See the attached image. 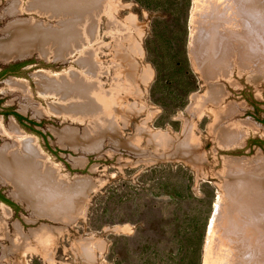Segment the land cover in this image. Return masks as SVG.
Returning a JSON list of instances; mask_svg holds the SVG:
<instances>
[{"label": "rangeland", "instance_id": "rangeland-1", "mask_svg": "<svg viewBox=\"0 0 264 264\" xmlns=\"http://www.w3.org/2000/svg\"><path fill=\"white\" fill-rule=\"evenodd\" d=\"M93 1L101 12L85 48L98 76L91 96L99 107L86 116L102 113L103 130L81 117L50 111L56 98L42 97L38 88L39 72L82 71L80 55L46 59L35 52L0 59V68L28 64L0 78V99L21 116L42 122L36 129L43 134L12 116L0 119L6 132L16 124L30 137L29 149L44 156L51 172L46 168L38 176H47L49 184L37 190L44 197L42 209L57 216L37 213L0 174V188L17 206L10 210L0 203V264H264V78L252 80L239 67L226 75L218 74L219 68L208 70L210 62L200 57L205 41L197 35L200 0ZM16 2L25 7L28 0H0V40H7L4 30L17 22L59 25L37 13L9 14ZM235 4L237 28L227 17L222 23L234 33L224 40L225 52L240 55L251 41L264 70V0ZM246 19L255 27L252 38L240 28ZM15 80L28 84L29 96L9 88ZM213 90L218 94L210 102ZM24 142L0 133V149L20 150ZM233 166L245 174L232 177ZM234 180L244 195L235 196ZM60 181L58 191L51 190ZM80 183L88 187L80 189ZM220 199L224 205L214 225ZM70 201L82 202L76 215L63 204ZM46 237L44 249L34 238L43 245ZM88 244L94 262L84 254ZM24 245L28 250L19 253Z\"/></svg>", "mask_w": 264, "mask_h": 264}, {"label": "bare ground", "instance_id": "bare-ground-1", "mask_svg": "<svg viewBox=\"0 0 264 264\" xmlns=\"http://www.w3.org/2000/svg\"><path fill=\"white\" fill-rule=\"evenodd\" d=\"M221 1V4L220 2H216L214 5H209L206 0L199 1L203 8H201L199 13H197L198 18L196 20V23L201 28L199 31L197 30V35L204 39V44L206 45V47H203L204 49H206V52H204L205 55H203V50L202 54H200L202 55L200 57H203L201 58V60L203 59L204 61L207 60L210 62V68H208V70H215L219 68L218 74L226 75L229 71H232L233 68L239 67L243 69L241 71L248 72V74L253 77H251L252 80H261V78H264V70L262 68H259V63L260 59L263 58L257 59L259 60V63L256 62L257 60L255 56L258 57L259 55H257L258 52H253L254 43L252 44L250 41L249 45V42H247L246 38L240 36L239 39L244 38L246 40V51L242 52L240 49V55L238 54L239 51L237 50L233 51V53H229L227 51V53L225 52V48L227 46L225 48L223 47L225 45L223 44L224 40L226 43V40H228L227 38L231 35H234V33L227 30L222 23L227 17L226 20H228L229 23L235 25L234 28H237L235 22L233 21V19H235V15L232 14L236 7L235 3H237V0ZM246 1L248 2L249 0ZM98 6L100 5L93 0H28V3L25 7H23L21 3H14L8 8V10H6L9 14H20L22 12L37 13L42 17H47L48 19H56L57 21L59 20V25L50 26L42 21H21L14 23L4 30L8 37L7 40H0V58L5 60L16 58L18 59L35 52H38L42 57L46 59H49L50 56H54L55 59H64L68 57L70 58L73 55L76 58L77 54L80 55L79 62L83 67L82 71H70L65 74L52 76H45L43 73L39 72L38 74H36L38 88L42 97L44 96L46 98L49 96H54L56 98L57 103L50 105V111L58 110V113L66 114V117L67 115H70L74 118L77 117V119L81 117L82 122L86 121L87 123V121H89V125H94L95 128L99 127V130H103V125L106 123V120H104V115H102V113L94 114L93 117L91 115L86 116L87 113L90 112V110H97V108L99 107L96 99L91 96L93 92L91 87L92 85L95 86L98 84V82L96 81V78H98V76L96 77V71H94V69L91 67L92 63L90 59H88V53L86 50L87 48H85L87 43L91 41V24L92 22H96V16H98L101 12ZM241 6L243 5H240V8ZM92 8H94V11L92 10ZM244 10L245 9H243V11ZM230 16L233 18L231 19ZM235 20H237V18ZM236 22L238 23L239 21ZM243 22L244 23L240 25V28L243 30V32H246L248 36L252 38V36L249 35V32L251 33V31H253L255 27L252 26L251 22L247 21V19ZM237 25H239V23ZM232 46L234 45L232 44ZM234 49L235 46L233 50ZM227 56L228 59L226 58ZM255 65L256 67H254ZM221 66L223 67V69H220ZM204 71L206 72L207 70L204 69ZM9 88L11 90L21 92L24 96H29L28 84L23 81H11L9 83ZM213 91L210 92L211 98H208L210 102H213L217 97L216 95L218 94L217 92ZM39 112L41 113L42 110H39ZM11 130L12 131L10 132H6L3 127V122L2 120H0V132L6 134L8 137L15 136L16 138L18 137L20 139H24V150L21 147H18V149L20 150L9 149L8 147L0 149V174H2L7 182L9 181L15 188V193L17 194V196L25 199V201H27L29 204H32L37 213H46L49 216L51 215L52 217H57L55 216V213H53V211H50V209H42L44 203H42L40 199H44V197H40L39 191L37 190L40 186L49 184L46 182L48 180L46 178L47 176L39 177L38 174L46 171L51 172V169L49 167L47 168V166L43 163L45 162L44 156L39 152L37 148L29 149L28 144L30 143V137L21 133L18 126L14 123L11 125ZM217 131L224 132L220 129ZM85 135L86 140L90 139L91 135L89 133ZM231 139H233V136L231 137ZM46 168L47 170L45 171ZM239 168L234 166L231 167L230 175L235 178L238 176H243L245 173ZM61 183L62 181L56 182L54 184V186L56 187L51 186V190L58 191V185L60 187ZM86 186L87 185L84 183L79 184V188L83 187V189H86ZM231 189L235 196H242L245 194L243 191V185L241 183L239 184L238 180L233 181ZM63 204L65 205V208L68 212L76 215V213L79 212L77 207L81 205L82 202L70 201ZM222 205L224 204L220 199L217 205L216 215L213 219L214 225H216L217 223L218 215L222 208ZM254 205L252 204L253 207ZM252 219H254V217ZM234 230H232V232ZM230 232L231 231H229V233ZM251 234L253 235V233ZM49 237H46L43 241L44 249H46V246L44 244L45 242H49ZM34 239L35 241H37V245L40 246V240H38L37 238ZM32 241L33 240H27L26 244L28 245L29 242V245H31L33 243ZM254 247L256 248V246Z\"/></svg>", "mask_w": 264, "mask_h": 264}, {"label": "flooded vegetation", "instance_id": "flooded-vegetation-1", "mask_svg": "<svg viewBox=\"0 0 264 264\" xmlns=\"http://www.w3.org/2000/svg\"><path fill=\"white\" fill-rule=\"evenodd\" d=\"M1 60L8 61L5 59H1ZM26 66H28V64L26 62H23V63H13V64H10L6 67H1L0 68V78L4 77V76H8V75H16L20 70L24 69ZM0 110L2 111L0 113V115H3L6 118L12 116L13 119L15 121H17L21 126L30 130L34 134H37L40 136L43 134V133L37 131V129H36L38 127H41V125H43L42 122H40V121L35 122L34 120H32L30 118H25V117L21 116L16 110L7 108L4 105L3 99H0ZM1 134H3V133H1ZM3 135L7 136L6 134H3ZM0 203L7 206V208H9L10 210H12L13 208H17L16 203L12 199H10L1 188H0ZM12 203L14 205H12Z\"/></svg>", "mask_w": 264, "mask_h": 264}, {"label": "crops", "instance_id": "crops-1", "mask_svg": "<svg viewBox=\"0 0 264 264\" xmlns=\"http://www.w3.org/2000/svg\"><path fill=\"white\" fill-rule=\"evenodd\" d=\"M147 71V70H146ZM147 73H149V78L151 77V72H150V70L149 71H147ZM43 241V240H42ZM21 242V241H20ZM22 242H23V240H22ZM40 242H41V240H40ZM41 244V246H43L42 245V242L40 243ZM36 245V244H35ZM90 245L91 244H88V245H86V247H84V254H85V256H86V258L87 259H89L91 262H94L95 261V255H94V250H93V247H90ZM44 247V246H43ZM98 247H100L99 245H98ZM13 250H15V249H13ZM13 250L11 251V252H13ZM26 250H28L27 248H26V245H24V247L23 248H21L19 251L18 250H15V251H18L19 253H22L23 251H26ZM15 253H17V252H15ZM88 260V261H89Z\"/></svg>", "mask_w": 264, "mask_h": 264}, {"label": "trees", "instance_id": "trees-1", "mask_svg": "<svg viewBox=\"0 0 264 264\" xmlns=\"http://www.w3.org/2000/svg\"><path fill=\"white\" fill-rule=\"evenodd\" d=\"M253 143H254L255 145L261 144V142L258 141V140L253 141ZM12 205H14V204L12 203Z\"/></svg>", "mask_w": 264, "mask_h": 264}]
</instances>
